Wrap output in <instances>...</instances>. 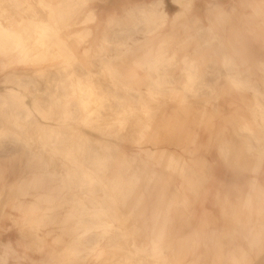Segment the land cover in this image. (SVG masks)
I'll return each mask as SVG.
<instances>
[{
	"label": "rangeland",
	"instance_id": "1",
	"mask_svg": "<svg viewBox=\"0 0 264 264\" xmlns=\"http://www.w3.org/2000/svg\"><path fill=\"white\" fill-rule=\"evenodd\" d=\"M188 1L0 0V235L31 264H264V0ZM213 131L250 179L210 199Z\"/></svg>",
	"mask_w": 264,
	"mask_h": 264
},
{
	"label": "crops",
	"instance_id": "2",
	"mask_svg": "<svg viewBox=\"0 0 264 264\" xmlns=\"http://www.w3.org/2000/svg\"><path fill=\"white\" fill-rule=\"evenodd\" d=\"M165 1L167 0H102L100 6L98 5V11L99 9H102L103 13L106 15L112 13L116 15L130 6H134V5L137 6L139 4H144V6H149L154 3L162 2L164 6H166ZM168 1L171 4L169 5L170 12L173 13V15H175L177 12L175 11L177 10L175 8H178L179 0H168ZM189 1L198 2L199 5H201L203 2H207V0H189ZM254 2H256V0H254ZM232 94L236 95L238 93L234 91L232 92ZM228 101L230 100H226L224 103H221L222 109H226L223 107V105H226ZM236 103L237 102H235V104ZM215 134L216 133L214 131L212 136L208 135L206 132L202 133V138L205 141V143L207 140H210V146L208 147V150L205 151L201 156L196 154V156L194 157L196 159L198 158L199 160L201 159L205 161L209 166L208 169L209 179L206 185L210 199L211 197L212 198L216 197L215 196L216 193H219L218 194L219 197L223 196V193L230 188L229 185L233 184L235 185V187H240V186L242 187L245 181L250 179L247 178L246 176L243 177V175L240 173L236 172L233 175L232 171H228L225 165L226 163L225 159L228 160V163L231 160L230 164L231 165L234 164L235 168L240 170L242 169L243 166L242 156L238 152H237L238 154L232 152L231 151L232 149H230L229 151L230 155L228 154L227 156L226 152L224 151L225 149L224 150L221 149L223 148V146L221 144L218 145V143L215 142L216 141ZM236 143L237 141L234 142V144ZM255 147L256 146L254 143V150ZM257 148H258L257 153H255L254 151V186L257 188V190L264 192V152H262L264 151V147L260 148L257 146ZM204 208H208L207 210L211 211L209 205L207 206L204 205ZM212 212L213 211H211V213ZM5 255L8 256V258H6V264H31L30 260L34 258V255L32 254V252H30V250L27 247V242L20 237L17 231H13V230L4 231L0 235V258L4 257ZM17 256H19L20 258L25 257V261L23 262L15 261L16 260L15 258Z\"/></svg>",
	"mask_w": 264,
	"mask_h": 264
},
{
	"label": "bare ground",
	"instance_id": "3",
	"mask_svg": "<svg viewBox=\"0 0 264 264\" xmlns=\"http://www.w3.org/2000/svg\"><path fill=\"white\" fill-rule=\"evenodd\" d=\"M42 8V7H41ZM2 25V24H1ZM169 158H170V156H169Z\"/></svg>",
	"mask_w": 264,
	"mask_h": 264
}]
</instances>
